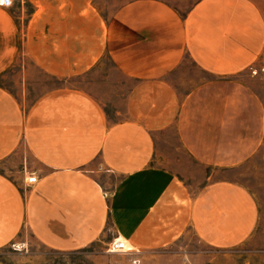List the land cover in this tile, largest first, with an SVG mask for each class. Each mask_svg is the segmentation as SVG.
<instances>
[{"label":"crops","instance_id":"1","mask_svg":"<svg viewBox=\"0 0 264 264\" xmlns=\"http://www.w3.org/2000/svg\"><path fill=\"white\" fill-rule=\"evenodd\" d=\"M100 1L23 0L31 11L22 30L0 7V75L27 56L66 82L109 58L135 82L109 109L68 83L29 104L24 82L23 100L0 84V249L27 230L61 252L118 237L133 254L173 243L186 226L210 247L242 244L258 221L250 192L222 179L192 196L160 162L159 139L171 133L210 170L262 148L264 108L243 78L264 53L258 1L200 0L185 16L162 0L104 14Z\"/></svg>","mask_w":264,"mask_h":264},{"label":"rangeland","instance_id":"2","mask_svg":"<svg viewBox=\"0 0 264 264\" xmlns=\"http://www.w3.org/2000/svg\"><path fill=\"white\" fill-rule=\"evenodd\" d=\"M129 0H101L100 5L110 10L120 7ZM175 8L181 16H185L200 0H162ZM264 13V0H257ZM16 4L6 9L12 15L22 30L27 13L31 7L25 3ZM26 23V22H25ZM24 65L26 68H22ZM264 53L261 59L245 75L244 80L258 94L264 108ZM24 72V73H23ZM24 88H27L25 97ZM68 83L71 86L83 87L106 103L109 109L110 100L114 96H124V92L134 86L132 80L124 81L113 72L109 58H104L100 65L87 74L74 77L65 82L45 74L37 68L27 56L17 61L14 68L0 75V84L18 91L20 98L26 99V104L44 91ZM111 97V98H110ZM162 163L174 169L184 183L189 186L190 194L199 193L209 181L229 180L243 185L253 196L258 207V221L252 235L242 244L230 248L210 247L199 241L190 226L182 229L181 235L169 245L155 250L133 253L108 252V244L99 242L88 247L61 252L51 249L32 237L24 230L12 244L0 249V264H264V145L251 158L242 164L226 169L205 168L192 161L181 149L176 148V141L170 134L159 139ZM212 173V179L206 177ZM130 247V243H127Z\"/></svg>","mask_w":264,"mask_h":264},{"label":"built area","instance_id":"3","mask_svg":"<svg viewBox=\"0 0 264 264\" xmlns=\"http://www.w3.org/2000/svg\"><path fill=\"white\" fill-rule=\"evenodd\" d=\"M23 0H0V7L3 8H10L16 5L19 2H22ZM264 71V67L262 68ZM29 184H33L37 181L36 175H31L26 180ZM108 252H121V253H130L132 252V249L127 246V242L124 240H121L120 238H114L108 243ZM134 263H137V260H134Z\"/></svg>","mask_w":264,"mask_h":264}]
</instances>
